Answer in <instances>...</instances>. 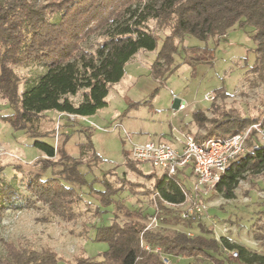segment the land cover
<instances>
[{
  "label": "trees",
  "instance_id": "16d2710c",
  "mask_svg": "<svg viewBox=\"0 0 264 264\" xmlns=\"http://www.w3.org/2000/svg\"><path fill=\"white\" fill-rule=\"evenodd\" d=\"M152 20L160 27L172 29L162 41L151 67L155 80L165 79L177 70L173 68L179 53L177 40L188 35L202 42L217 38L215 43L219 44L228 39V32L235 26L253 29L251 37L256 45V58L252 69L264 79V0H0V96L13 110L12 115L1 119L14 130L38 140L56 138L55 130L41 129L47 112L80 117L96 115L108 106L111 89L123 80L126 67L135 55L159 48L161 39L148 26ZM98 36L102 41L92 43ZM193 48L201 54L185 57L189 66L194 68L213 62L212 50L206 47H191V50ZM30 64H39L46 72L22 93L21 79L14 67ZM80 93L82 101L76 105L70 97ZM194 120L200 127L211 124L206 128V135H194L197 141L226 138L258 123L264 128V115L251 119L242 117L237 111L228 112L219 119H208L197 112ZM81 131L86 132L88 142L81 144L80 150H93L91 129L81 128ZM59 140L56 148L35 142L48 157L42 162V173L33 175L28 182L35 201L17 204L8 193L14 192L13 187L1 176L3 167H0V215L10 208L21 210L40 202L53 217L67 222L79 217L74 207L83 198L77 188L88 185L81 168L85 164L98 165L102 160L94 150V159L89 163L73 157L66 151L69 137L61 143ZM56 155L60 158L52 163L61 165L62 169L55 172L54 177L44 179L43 173L51 167L50 160ZM125 157L128 169L156 178L155 173L145 174L128 152ZM263 175L264 146L233 161L214 186V194L233 199L235 190L247 176ZM98 182L103 183L104 191L92 192L104 206L115 203L113 197L127 189V186L113 188L105 176ZM126 184L129 191L137 193L139 185ZM152 192L159 194L157 202L163 223L191 227L192 222L184 221L172 207L185 201L182 189L173 179L166 175L156 178ZM116 209L128 221L121 224L115 218L111 225L97 229L95 241L109 246L101 260L80 255L75 257V264H165L163 254L192 259V264H205L206 261L224 264L215 256L222 245L239 251L240 264H264V256L252 254L244 247L229 245L226 241L221 243L204 235L190 236L187 231L177 229L164 232L148 228L146 217L140 211L123 209L119 202ZM253 237L264 245L261 226L253 232ZM3 246L5 255L0 264H60L62 261L51 248L35 250L6 241ZM158 247L161 252H155Z\"/></svg>",
  "mask_w": 264,
  "mask_h": 264
},
{
  "label": "rangeland",
  "instance_id": "374dc122",
  "mask_svg": "<svg viewBox=\"0 0 264 264\" xmlns=\"http://www.w3.org/2000/svg\"><path fill=\"white\" fill-rule=\"evenodd\" d=\"M148 26L161 39L159 48L154 52L141 51L135 55L126 67L123 80L111 89L107 97L108 106L96 117L88 121L83 118L72 120L57 111L45 113L47 118L42 121L41 129L55 130L56 138L35 140L27 137L23 131L14 130L1 119L12 115L13 110L7 100L0 96L1 176L13 187L14 192L8 193L17 204L24 205L28 200H36L28 188V182L33 175L42 173V162L48 159L35 146V142L56 148L59 139L61 143L65 137H69L66 151L70 155L89 163L94 159V150L102 160L98 165L85 164L81 168L88 185L77 188L83 200L74 207L79 213L76 220L67 222L53 217L40 202L21 210L10 208L4 211L0 215V259L5 255L3 241H6L35 250L51 248L62 259L60 264H75V257L80 255L101 260L109 246L95 241L97 229L111 225L115 218L121 224L128 221L116 209V203L119 202L123 209L140 211L149 225L154 222L152 190L156 178L163 174L148 164L138 163L137 166L145 174L155 173L156 178H148L127 168L125 153H129L130 145L126 135L137 143L163 140L181 146L185 136L197 133L206 135V128L211 127L210 123L200 127L195 122L194 115L197 112L203 113L208 119H219L233 111L251 119L264 115V79L252 69L256 58V45L251 37L253 29L235 26L228 32V39L219 44L215 43L217 38L202 42L186 35L177 40L179 53L175 56L173 67H177V70L158 81L151 76L150 70L162 41L172 33V29L160 27L154 20L149 21ZM100 41L102 37L99 36L92 39V43ZM191 47L212 50L213 62L194 68L189 66L185 57L201 54V51L191 50ZM14 71L21 79L22 93L46 72L39 64L16 66ZM211 96L214 99L208 100L207 97ZM70 99L78 105L82 101V94ZM177 100L180 104L175 108ZM81 128L91 129L93 150H80V145L88 142L87 134ZM59 158L56 155L50 161L56 163ZM53 163L43 173L44 179L54 177L55 172L62 169L61 165L54 166ZM188 172L191 173V170ZM104 176L115 189L127 186L126 190L113 197L115 203L107 206L102 205L100 198L92 192L104 191L103 183L98 182ZM127 182L139 185L137 193L129 191ZM186 183L189 192L199 197L203 205L199 222L192 223L189 229L183 225L172 227L163 223L159 216L152 228L164 232L171 229L187 231L190 236L204 235L264 256V245L253 237L258 226L264 230V175L247 176L235 190L233 199H227L223 194L215 195L214 187L196 188L197 183L193 180ZM182 209L179 207L174 210L180 214ZM220 250L215 256L224 264L241 263L240 255L234 257L235 252L239 254L237 249L222 245ZM163 255L171 264L193 263L189 258ZM205 264L213 262L206 261Z\"/></svg>",
  "mask_w": 264,
  "mask_h": 264
},
{
  "label": "built area",
  "instance_id": "2783aa9c",
  "mask_svg": "<svg viewBox=\"0 0 264 264\" xmlns=\"http://www.w3.org/2000/svg\"><path fill=\"white\" fill-rule=\"evenodd\" d=\"M207 99L213 100L214 96L207 97ZM61 114L69 116L72 120L75 118L84 119V117L72 114ZM126 137L130 145L129 157L132 161L148 164L154 170H161L163 175L173 179L180 186L185 201L172 207L174 209L183 207L180 213L181 218L192 223L199 222L203 205L199 197H195L189 192L186 181H195L196 188L214 187L233 161L264 146V128L260 123L253 124L244 131L226 138L218 137L197 141L194 136L187 135L181 146L163 140L137 143L128 135ZM189 170L191 173L188 172ZM158 196V193L153 194L155 217L154 222L148 225V228H152L156 224L161 214L157 202ZM155 252H160V248H156ZM163 256V262L171 264L169 259ZM238 256L239 254L235 252L234 257L238 258Z\"/></svg>",
  "mask_w": 264,
  "mask_h": 264
},
{
  "label": "crops",
  "instance_id": "0c3cea01",
  "mask_svg": "<svg viewBox=\"0 0 264 264\" xmlns=\"http://www.w3.org/2000/svg\"><path fill=\"white\" fill-rule=\"evenodd\" d=\"M108 97H109V95H108ZM108 101V100H107ZM54 112H56V111H54ZM100 112V111H99ZM98 112V113H99ZM52 114H53V112H51ZM59 113V112H58ZM97 116V114L96 115H94V116H90V117H84V119L86 120V121H88V119H93L94 117H96Z\"/></svg>",
  "mask_w": 264,
  "mask_h": 264
},
{
  "label": "water",
  "instance_id": "95a60500",
  "mask_svg": "<svg viewBox=\"0 0 264 264\" xmlns=\"http://www.w3.org/2000/svg\"><path fill=\"white\" fill-rule=\"evenodd\" d=\"M179 104H180V101L177 100L176 105H175V108H178L179 107Z\"/></svg>",
  "mask_w": 264,
  "mask_h": 264
}]
</instances>
